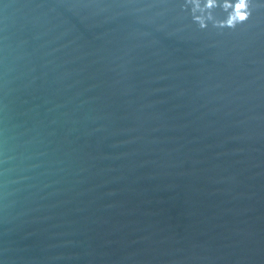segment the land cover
Wrapping results in <instances>:
<instances>
[{"label": "water", "instance_id": "1", "mask_svg": "<svg viewBox=\"0 0 264 264\" xmlns=\"http://www.w3.org/2000/svg\"><path fill=\"white\" fill-rule=\"evenodd\" d=\"M0 264H264V0H0Z\"/></svg>", "mask_w": 264, "mask_h": 264}, {"label": "snow or ice", "instance_id": "2", "mask_svg": "<svg viewBox=\"0 0 264 264\" xmlns=\"http://www.w3.org/2000/svg\"><path fill=\"white\" fill-rule=\"evenodd\" d=\"M242 7H243V5H242Z\"/></svg>", "mask_w": 264, "mask_h": 264}]
</instances>
